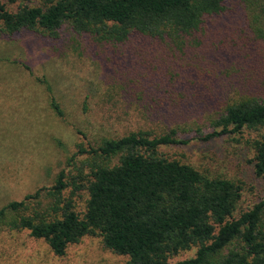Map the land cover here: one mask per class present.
I'll use <instances>...</instances> for the list:
<instances>
[{
	"label": "rangeland",
	"instance_id": "374dc122",
	"mask_svg": "<svg viewBox=\"0 0 264 264\" xmlns=\"http://www.w3.org/2000/svg\"><path fill=\"white\" fill-rule=\"evenodd\" d=\"M42 2L0 0V5L16 13ZM224 6L205 18L202 42L185 49L133 37L98 42L67 26L54 37L0 30V206L50 187L65 170L63 194H73L74 210L82 215L93 157L80 148L139 131L158 135L177 129L191 139L196 129L214 130L212 123L228 104L243 97L264 100V0H225ZM139 77L141 83L134 82ZM260 132L244 128L161 151L209 177L240 183L237 217L264 193V179L253 166ZM195 252L193 247L168 262ZM0 264H128V257L106 249L98 236L83 237L57 257L27 231L0 230Z\"/></svg>",
	"mask_w": 264,
	"mask_h": 264
},
{
	"label": "trees",
	"instance_id": "16d2710c",
	"mask_svg": "<svg viewBox=\"0 0 264 264\" xmlns=\"http://www.w3.org/2000/svg\"><path fill=\"white\" fill-rule=\"evenodd\" d=\"M224 1L43 0L16 13L0 5V30L54 37L67 26L98 42L133 37L184 48L202 42L205 18L224 11ZM52 107L61 116L53 100ZM212 125L214 130L206 133L196 129L191 139L208 142L244 128L261 131L253 145V166L264 179V100L240 98ZM183 136L177 129L158 135L139 131L80 148L79 153L93 157L83 214L74 210L73 194L64 196L66 174L61 170L50 187L0 206V230L27 231L57 257L83 237L98 236L106 249L127 256L128 264H169L171 257L193 247V257L173 264H264V193L234 216L240 183L209 177L162 153L163 146L191 140Z\"/></svg>",
	"mask_w": 264,
	"mask_h": 264
}]
</instances>
